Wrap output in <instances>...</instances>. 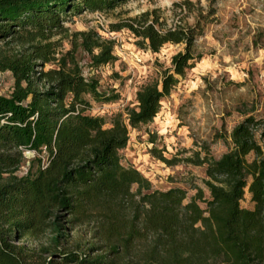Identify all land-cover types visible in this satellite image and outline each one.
Returning <instances> with one entry per match:
<instances>
[{
  "label": "trees",
  "instance_id": "obj_1",
  "mask_svg": "<svg viewBox=\"0 0 264 264\" xmlns=\"http://www.w3.org/2000/svg\"><path fill=\"white\" fill-rule=\"evenodd\" d=\"M126 1L0 0L6 46H0V71L14 79L10 94L0 95V264H264V119L249 116L237 124L233 147L220 158H186L206 165L208 198L200 187L188 202L181 187L153 189L119 154L130 127L151 122L180 77L201 60L194 44L215 10L201 12L190 26L159 27L148 11L112 23L154 53L167 43L185 49L160 79L137 91L138 104L126 117L117 113L106 127L103 116L87 113L90 99L118 96L84 75L78 49L97 68L117 60L116 42L94 29L70 33L64 23ZM62 32L71 37L63 53L53 40ZM46 63L54 66L44 69ZM27 151L37 156L19 175ZM151 152L168 165L180 161L157 146ZM246 189L252 209L241 205ZM85 224L92 225L89 238L73 234Z\"/></svg>",
  "mask_w": 264,
  "mask_h": 264
},
{
  "label": "rangeland",
  "instance_id": "obj_2",
  "mask_svg": "<svg viewBox=\"0 0 264 264\" xmlns=\"http://www.w3.org/2000/svg\"><path fill=\"white\" fill-rule=\"evenodd\" d=\"M210 10L215 13L194 44L201 60L180 77L171 94L161 101V109L151 122L130 127L128 144L119 150L121 163L140 170L152 182L153 189H185V202L198 187L209 197L206 165L187 162L186 158L208 153L218 159L232 149L231 132L237 124L249 116L264 119V0H127L110 12L70 15L64 23L70 33L94 29L103 38L116 42L117 60L97 68L91 66L90 55L81 47L77 52L84 75L97 78L101 91L118 96L109 102L90 99L92 105L87 113L103 116L105 126L109 127L117 113L127 116V109L138 104L137 91L160 79L163 71L172 67V56L185 49L184 43H167L154 53L140 47L127 28L113 30L112 23L148 11L151 18L158 16L159 27L190 26L201 12L208 14ZM53 40H60L58 50L62 53L71 48V37L63 39V32ZM0 46L6 47L3 41ZM53 66L46 63L44 69ZM13 85L12 73L0 71V95L10 94ZM153 146L162 149L166 158L176 157L180 161L166 164L153 155ZM36 156L35 151L25 153L19 175L27 172ZM241 205L254 208L247 189ZM91 226L76 227L73 234L89 238Z\"/></svg>",
  "mask_w": 264,
  "mask_h": 264
},
{
  "label": "clouds",
  "instance_id": "obj_3",
  "mask_svg": "<svg viewBox=\"0 0 264 264\" xmlns=\"http://www.w3.org/2000/svg\"><path fill=\"white\" fill-rule=\"evenodd\" d=\"M28 155H31V153H28Z\"/></svg>",
  "mask_w": 264,
  "mask_h": 264
}]
</instances>
